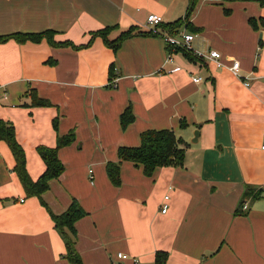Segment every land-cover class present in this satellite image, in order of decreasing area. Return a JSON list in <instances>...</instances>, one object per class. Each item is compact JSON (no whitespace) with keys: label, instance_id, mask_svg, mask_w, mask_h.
<instances>
[{"label":"crops","instance_id":"1","mask_svg":"<svg viewBox=\"0 0 264 264\" xmlns=\"http://www.w3.org/2000/svg\"><path fill=\"white\" fill-rule=\"evenodd\" d=\"M187 1L0 0V35L51 29L56 42L90 41L80 48L45 39L0 43V118L13 123L33 180L45 170L36 147L75 133L58 150L63 172L40 197L25 193L0 141V264H71L51 216L73 200L85 215L74 233L65 232L81 264H156L157 252L166 253L164 264H264V5L199 0L189 18L198 30H179L196 34L192 49L217 50L224 66L181 52L164 64V41L136 30L150 13L163 24L182 18ZM104 27H111L109 39L133 33L113 51L100 36L91 38ZM231 58L251 77L249 86L228 69ZM33 94L51 105L30 106ZM128 105L134 120L121 129ZM147 129L181 137L183 165L146 176L140 165L121 161L115 186L106 164L118 161L119 146H138Z\"/></svg>","mask_w":264,"mask_h":264},{"label":"trees","instance_id":"2","mask_svg":"<svg viewBox=\"0 0 264 264\" xmlns=\"http://www.w3.org/2000/svg\"><path fill=\"white\" fill-rule=\"evenodd\" d=\"M199 0H188L184 16L172 23H162L160 28L162 31H166L170 34L175 35L181 27L186 30L195 31V28L189 21L190 15L194 11ZM226 1H255L260 6L264 5V0H226ZM224 13H228V9L224 10ZM261 24L264 25V19L260 18ZM248 23L256 28V22L254 18H249ZM111 27H104L96 32H92L91 38L100 36L103 43L116 51L120 46L121 42L132 35V28L121 33L115 39H109L108 33ZM138 33L151 34L149 31L138 29ZM53 30L47 29L41 32H15L6 35H0V43L5 42L9 39H14L17 42H39L45 39L50 45L61 46V45H72L75 48L86 46L90 43L80 44L78 46L73 45L70 41L56 42L53 38ZM159 37V36H158ZM168 50H171V46H167ZM176 52H181L190 61H201L199 57L195 56L192 50L184 48H176ZM109 76H113V64L109 68ZM51 103L42 97L36 95L31 96L30 106H50ZM134 120V115L131 111V107L128 105L122 111L119 116V122L121 129H125ZM52 125L54 129L57 128V117L53 119ZM180 126L185 127L184 120L180 121ZM75 140L74 130H70L63 136H56V144L54 147H48L39 145L36 147V151L45 164V170L36 179L33 180L26 170V156L23 147L17 141L15 136V129L12 122L0 118V141H4L9 147L13 157L14 166L13 171L16 173L25 193L28 196L40 197L41 193L48 188V181L51 178H58L64 170L63 163L58 157V150L64 146L70 145ZM186 142L181 137H178L175 132L171 129H147L140 133V143L138 146H119L117 149V162H108L105 166L106 174L112 184L118 186L120 184V162L130 161L134 165H140L142 172L146 176H151L156 168L164 166H182L185 157ZM258 192H260L258 190ZM239 212V211H238ZM85 212L79 205V203L73 200L68 209L61 215H52L54 226L62 234V238L65 243L66 258L71 264H81L80 258L74 249V243L70 236L65 232L67 227L71 232L74 233L73 223L84 216ZM167 255L164 252L156 253V264H164Z\"/></svg>","mask_w":264,"mask_h":264},{"label":"built area","instance_id":"3","mask_svg":"<svg viewBox=\"0 0 264 264\" xmlns=\"http://www.w3.org/2000/svg\"><path fill=\"white\" fill-rule=\"evenodd\" d=\"M163 23V18L161 15L150 13L146 17L145 22L142 24V29L149 31L151 34H156L159 36L165 43V48H166V58L164 60L165 63L172 62L173 60V55L175 53L176 48H184L187 50H192L193 54L203 61H213L217 67H222L224 64L221 62V54L214 49H210L206 52H203L201 50H196L191 48V42L194 40L196 34L192 32H188L186 30H179L175 35L170 34L166 31H162L160 28V25ZM167 46H171V50L167 49ZM231 65L228 66V69L246 86L250 85V79L251 77L248 76H242L239 74V69H240V63L238 60L231 58ZM176 67L175 69H177ZM194 82H199L201 80L200 77H194L192 78ZM116 78H112L111 82H113V85H115ZM262 138L263 142L261 145V148H264V130L262 132ZM89 178L90 182L92 183V170L89 169ZM260 192L264 193V184L259 187L258 189ZM169 199V195L166 194L163 197V202H162V207H161V212H165L167 210V201ZM247 209V204L243 203L241 206V210H246ZM118 258H125V254H117Z\"/></svg>","mask_w":264,"mask_h":264},{"label":"water","instance_id":"4","mask_svg":"<svg viewBox=\"0 0 264 264\" xmlns=\"http://www.w3.org/2000/svg\"><path fill=\"white\" fill-rule=\"evenodd\" d=\"M194 134H195V137H196L198 135V131H196ZM195 140H196V138H195Z\"/></svg>","mask_w":264,"mask_h":264}]
</instances>
